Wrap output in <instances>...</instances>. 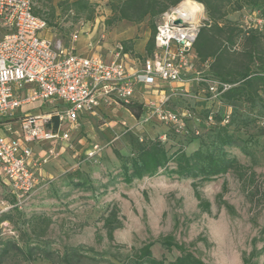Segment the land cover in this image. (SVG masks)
Returning a JSON list of instances; mask_svg holds the SVG:
<instances>
[{
  "label": "rangeland",
  "instance_id": "1",
  "mask_svg": "<svg viewBox=\"0 0 264 264\" xmlns=\"http://www.w3.org/2000/svg\"><path fill=\"white\" fill-rule=\"evenodd\" d=\"M72 1L34 0L35 10L49 22L47 36L69 45L71 34L79 30L80 37L75 44L78 53H100L105 59H110L111 49L104 46L109 43L113 47L115 43L123 42L114 34L133 26L135 38L147 39L143 54L129 49L131 56L138 58L136 66L142 64L148 55L147 45L152 35L147 20L138 24L127 20L108 24L107 19L112 16L111 0H90L94 5V14L86 19L84 13L78 14L70 6ZM228 18L240 24L261 25L264 30V20L260 19L259 11L250 7L235 11ZM206 19L204 7L200 25ZM159 20L160 17L157 23ZM106 51L110 56L106 55ZM194 65L199 68L196 57ZM188 77L185 84L173 86L168 82L161 83L159 90L165 96L156 89L138 86L134 101H152L156 105L165 97V106L181 115L186 111L198 114L203 108L206 94L192 73ZM213 100H207L206 104L210 106ZM34 106L31 113L54 111L63 103L44 101ZM253 113L248 126L239 130L240 144L226 146L225 149L248 170L255 172L254 181L249 175L240 177L239 173L230 171L213 180L198 182V188H195L193 179L170 175L166 169L135 179L130 184L125 183L122 180L123 162L117 157L115 149L128 157L131 155L128 135H140L141 139L145 136L158 137L162 140L163 134L170 130L151 111L148 113L146 107L136 117L124 104L102 106L82 115L79 128L71 132L68 140L60 139L54 144L40 142L35 157L45 156L48 159L36 170L38 182L30 194L18 195L0 176V217L12 213L14 221L19 222L17 211L28 217L33 214L51 216L53 222L38 243L60 252L69 246L93 248L97 254L91 251L87 253L96 256L97 260L90 259L84 264H111L110 261L122 264L115 259V254H130L150 241L154 242L152 250L156 256H165L171 261L180 252L176 248L167 251L158 241L168 234H172L208 264H244L246 254L254 247L259 251L264 245V114ZM186 121L188 130L201 125L199 120ZM204 129L206 132L207 128ZM196 146L190 145L187 151ZM77 168L83 174L69 177L68 173ZM112 177L115 182L111 184ZM77 181L86 183L77 186ZM203 200L210 202L209 209L204 208ZM114 204L120 209L123 225L114 231V239L111 240L103 227L102 217ZM20 233L19 223L9 219L0 222V237L12 238L22 244ZM254 261L255 264H264V252ZM3 264L56 263L45 258L26 261L19 255H11Z\"/></svg>",
  "mask_w": 264,
  "mask_h": 264
},
{
  "label": "trees",
  "instance_id": "2",
  "mask_svg": "<svg viewBox=\"0 0 264 264\" xmlns=\"http://www.w3.org/2000/svg\"><path fill=\"white\" fill-rule=\"evenodd\" d=\"M180 1L182 0H111L112 16L107 19V23L127 20L138 24L147 20L152 31L147 45L149 56L155 48L157 19ZM197 1L204 5L207 13V19L201 25L194 42L196 62L199 65L197 70L201 71L205 78L215 79L229 86L223 91V87L220 86L221 94L210 106L206 104L210 99V92L205 93L202 110L198 114L191 111V117L187 118L199 120L201 125L182 131L180 136L171 132L167 141H162L158 137L145 136L141 139L140 135H128L131 155L125 157L115 149L117 157L123 162L122 180L127 184L135 179L152 176L161 169H166L170 175L179 178L193 179L195 188H198V182L213 180L230 171L239 173L240 177L249 175L254 181L255 172L248 170L235 156H231L225 147L240 144L242 139L239 130L248 126L254 111L264 114V30L261 25L234 22L228 15L250 7L259 11L260 19L264 20V0ZM70 6L76 13H84L86 19L93 17L94 5L90 0H74ZM35 13L39 15L36 10ZM123 43L126 51L132 48L131 42L124 40ZM200 87L205 89L208 83L202 81ZM125 107L136 117L144 110L143 103L136 101L125 104ZM210 115L213 116V121H209ZM226 118L228 121L224 122ZM204 128H207L206 132ZM196 129L199 130V134H195ZM192 144L197 146L187 151ZM82 174L83 171L77 168L69 172L68 176ZM114 182L112 177L110 183ZM85 183L86 181H77L75 185L83 186ZM197 195L199 196V192ZM201 203L205 209H209V201L203 200ZM17 215L19 222L14 221L12 213L0 217V222L9 219L19 223L23 239V243L20 244L18 240L0 237V264L11 255H19L26 261L45 258L56 264H84L90 259L97 260L96 256L87 253L97 252L83 245L65 247L60 252L38 243L53 222L51 216L33 214L28 217L20 211H17ZM102 219L108 238L113 240L114 231L123 225L119 207L114 204ZM262 231L264 232V226ZM97 236L100 238V235ZM158 241L167 251L176 248L180 254L171 261L165 256L158 257L152 250L154 242L150 241L130 254H115L114 257L122 264H208L185 244L178 242L172 234L162 236ZM262 252L264 245L259 251L254 247L244 256V264H255L254 259ZM110 263L114 264L111 261Z\"/></svg>",
  "mask_w": 264,
  "mask_h": 264
},
{
  "label": "built area",
  "instance_id": "3",
  "mask_svg": "<svg viewBox=\"0 0 264 264\" xmlns=\"http://www.w3.org/2000/svg\"><path fill=\"white\" fill-rule=\"evenodd\" d=\"M185 2L162 13L156 27L155 49L136 66L138 59L125 50L123 42L113 45L110 59L100 53H78L75 44L79 30L71 34L69 45L53 40L46 35L49 22L35 13L34 0H0V123L4 128L0 132V176L18 195L34 190L38 182L36 170L48 159L35 157L29 143L68 140L71 132L79 128L85 111L94 112L105 103L129 104L138 86L156 89L162 95L161 83H185L189 73L198 82L208 83L204 92H210V99H218L220 86L223 91L229 85L205 78L194 67V42L204 7L198 2L200 9L192 12ZM164 98L156 105L152 101L143 103L148 113L151 111L168 126L170 131L163 134L162 141L171 132L182 135L186 119L192 114L186 111L181 115L166 107ZM37 101H57L63 106L54 111L26 113L18 118L19 125L13 126L11 118L21 107ZM54 117L57 129L50 127ZM209 121H213L212 115ZM227 121L228 118L224 120ZM195 134H199L198 129Z\"/></svg>",
  "mask_w": 264,
  "mask_h": 264
},
{
  "label": "crops",
  "instance_id": "4",
  "mask_svg": "<svg viewBox=\"0 0 264 264\" xmlns=\"http://www.w3.org/2000/svg\"><path fill=\"white\" fill-rule=\"evenodd\" d=\"M114 35H115L114 36L115 38H120L122 40L131 42L132 49L134 50V52L136 54L137 53L143 54L146 51L145 47H146L147 39H140V38L137 39V38H135L134 37L135 36V27L132 26L128 30H126V29L120 30L119 32L115 33ZM104 47L106 49H112V46H110L109 43H107V45L104 46ZM83 51H85V50H83ZM86 52H88V50ZM83 54H90V52L89 53H83ZM106 55L110 56L109 51H106ZM133 58H136V57H133ZM136 59H138V58H136ZM137 65H138V63H137ZM170 84L175 86V85L185 84V83H177L176 82V83H170ZM38 102L43 103L44 101H37V102H34V103H28V104L23 105L21 107L22 111L19 110L14 117H18L19 118V117L23 116L26 113L32 112L31 108L35 107L34 106L35 103H38ZM111 105H114V104L105 103V104H102L100 107H102V106H111ZM55 106H57V105H55ZM87 113H89V112L85 111V112L82 113V115L87 114ZM14 117H12L11 119H13ZM18 118L16 120H11L12 125L15 126V127H17L19 125ZM50 127H53L54 129L58 128V121H57L56 117L53 118L52 122L50 123ZM0 132H4V128L1 127V123H0ZM12 136H15V135H12ZM29 144L33 147L34 155H36L39 152V151L37 152L36 148H38L39 144H41V143L40 142H30Z\"/></svg>",
  "mask_w": 264,
  "mask_h": 264
},
{
  "label": "bare ground",
  "instance_id": "5",
  "mask_svg": "<svg viewBox=\"0 0 264 264\" xmlns=\"http://www.w3.org/2000/svg\"><path fill=\"white\" fill-rule=\"evenodd\" d=\"M185 4L189 8V10L192 12L198 11L201 7L198 2H195L193 0H186Z\"/></svg>",
  "mask_w": 264,
  "mask_h": 264
}]
</instances>
